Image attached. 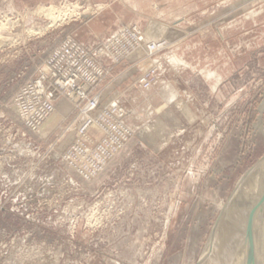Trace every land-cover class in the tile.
<instances>
[{"label": "rangeland", "instance_id": "1", "mask_svg": "<svg viewBox=\"0 0 264 264\" xmlns=\"http://www.w3.org/2000/svg\"><path fill=\"white\" fill-rule=\"evenodd\" d=\"M263 159L264 0H0V264L263 260Z\"/></svg>", "mask_w": 264, "mask_h": 264}, {"label": "bare ground", "instance_id": "2", "mask_svg": "<svg viewBox=\"0 0 264 264\" xmlns=\"http://www.w3.org/2000/svg\"><path fill=\"white\" fill-rule=\"evenodd\" d=\"M143 36H144V34H142ZM4 38V37H3ZM144 42V41H143ZM140 44H143L142 43V41H140ZM263 161V163H264V159L262 160ZM262 161H261V163H262ZM258 163H260V161H258ZM258 163L255 165V166H257L258 165ZM262 166V165H261ZM261 166H260V168H261ZM264 167V166H263ZM263 167L261 168V169H263ZM252 170V169H251ZM249 171V170H248ZM263 172H264V169L262 170ZM246 176V175H245ZM242 179H243V177H242ZM255 179V178H254ZM244 180V179H243ZM243 180H242V182H243ZM256 180V179H255ZM251 181V180H250ZM249 181V182H250ZM257 182V181H256ZM241 183V182H240ZM244 183H242V184H240V187L239 188H237L238 190H241V191H244V190H246V189H244V188H246V187H249V185L248 186H246L245 187V185H243ZM257 185L256 186H254V185H252L251 186V188H252V193H254L255 191H260V190H258L259 188H260V186H259V183H256ZM251 185V184H250ZM235 192V191H234ZM239 194H241V193H239ZM262 195V194H261ZM256 196V195H255ZM252 196L251 197H249L248 199H247V201H246V211H247V213H248V215L250 216L251 215V210L253 209V207H254V202L252 201ZM255 201V200H254ZM233 203V202H232ZM264 203V202H263ZM227 208V207H226ZM223 210H226V209H223ZM227 211V210H226ZM264 211V210H263ZM223 212V211H222ZM226 213V212H225ZM221 214V213H220ZM258 214V213H257ZM223 217V216H222ZM221 218V217H220ZM220 220V219H219ZM252 220H253V218H252ZM218 221V220H217ZM226 221V220H225ZM225 224V223H224ZM243 224V223H242ZM264 222H262V223H260L258 226L256 225H252V226H255V227H253V228H250V229H248L247 231H246V235H247V237H246V235L245 236H243L242 238L240 237L239 239H235V242H234V244H232V246L234 247V249H233V252H232V256H231V259H232V263H233V261L234 260H236L235 258L236 257H239L240 256V254H243L244 255V253H245V251L247 250V248L249 247V245L248 244H246L248 241H250V239H249V237H251V235H253L256 231H258L259 230V232H260V234H258V235H256L257 237H256V242L258 241L259 242V244H262V245H264ZM229 225V224H228ZM227 225V226H228ZM216 228V227H215ZM214 228V229H215ZM219 228V227H218ZM231 228V227H230ZM261 228H263V230H260ZM213 229V230H214ZM221 229V228H220ZM225 229V228H224ZM223 231V230H222ZM240 231H242V230H240ZM244 231V230H243ZM263 231V232H262ZM216 233V232H215ZM215 233H213V235L215 234ZM220 233V232H219ZM219 234H217V236H218ZM237 236H238V234H236ZM216 236V237H217ZM235 236V235H234ZM212 238H215V237H212ZM248 239V240H247ZM254 240V239H253ZM210 241V240H209ZM208 241V242H209ZM217 241V240H216ZM222 241V240H221ZM252 241V240H251ZM251 241H250V243L249 244H253L254 245V242L252 241V243H251ZM209 243H211V241L209 242ZM256 244V243H255ZM258 244V243H257ZM211 245V244H210ZM216 245H218V244H216ZM215 246V245H214ZM252 246V245H251ZM254 247H255V245H254ZM210 250L212 249V248H209ZM215 249V248H214ZM217 249V248H216ZM206 250V249H205ZM207 250H208V248H207ZM210 252V251H209ZM207 254V253H206ZM210 254H212V253H210ZM213 254H214V252H213ZM216 256V255H215ZM202 257V256H201ZM205 257V256H204ZM242 256H240L239 258H241ZM234 258V259H233ZM201 259V258H200ZM230 259V258H229ZM230 259V260H231ZM246 259V258H245ZM202 260V259H201ZM245 261H243V263H244ZM200 263H201V261H200ZM206 263V262H205ZM235 263V262H234ZM242 263V264H243ZM249 264H264V259L263 260H259V261H257V262H251V263H249Z\"/></svg>", "mask_w": 264, "mask_h": 264}, {"label": "built area", "instance_id": "3", "mask_svg": "<svg viewBox=\"0 0 264 264\" xmlns=\"http://www.w3.org/2000/svg\"><path fill=\"white\" fill-rule=\"evenodd\" d=\"M140 41H143V40H139V43H140ZM71 82H72V83L77 82V76H74V77L72 78V81H71ZM45 109H46V107H44V108H43V111H41L43 115H44L45 112H46ZM43 117H45V116H43Z\"/></svg>", "mask_w": 264, "mask_h": 264}]
</instances>
